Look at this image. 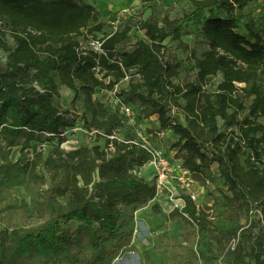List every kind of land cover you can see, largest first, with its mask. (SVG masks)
<instances>
[{
	"label": "trees",
	"instance_id": "trees-1",
	"mask_svg": "<svg viewBox=\"0 0 264 264\" xmlns=\"http://www.w3.org/2000/svg\"><path fill=\"white\" fill-rule=\"evenodd\" d=\"M188 1L194 9L180 19L137 23L145 38L136 36L133 50H118L134 37L128 22L100 39V52L78 40L103 29L100 12L85 0H0V51L8 54L0 70V135L8 146L0 150V264H101L133 245L134 232L124 226L157 193L139 174L150 154L134 144L135 134L120 137L123 117L94 98L98 89L118 88L134 111L135 105L147 119H158V133L178 136V158L196 182L205 187L216 165L229 192L228 228L189 199L182 212H172L198 243H214L218 256L194 247L183 254L170 244V262L264 264V33L238 31L241 13L264 0ZM191 23L201 25L208 50L200 57L191 53L196 82L175 84L180 62L169 51ZM219 75L216 90L208 91ZM61 86L74 92V103L83 99L92 116L88 126L106 139L104 148L57 149L46 156L31 146L40 135L63 140L75 126L76 113L54 103ZM14 148L21 149L17 161L10 159ZM22 190L30 204L19 200Z\"/></svg>",
	"mask_w": 264,
	"mask_h": 264
},
{
	"label": "rangeland",
	"instance_id": "rangeland-1",
	"mask_svg": "<svg viewBox=\"0 0 264 264\" xmlns=\"http://www.w3.org/2000/svg\"><path fill=\"white\" fill-rule=\"evenodd\" d=\"M88 4H91L97 8L101 15V22L103 23V29L100 33H94L93 36L83 39L79 37L82 47L84 49L97 50L99 48L100 39L104 36L115 32L118 29H124L128 22H132L134 37L130 42L123 43L118 47L120 52L131 51L135 48L136 36L144 37V32L137 31L136 24L140 21H149L152 24L159 26L163 25L165 18L171 20L180 19L185 14L191 13L194 9L192 4L188 0H85ZM240 14V13H239ZM249 30H254L260 33H264V2L251 3L246 10L241 13V19L238 26V31L242 34H246ZM8 33L9 27L7 28ZM184 36L180 41L172 44L169 51L172 58H175L180 62L178 69V75L173 79L175 84H187L196 82L197 71H191L190 69L194 65L191 53L196 51L200 57L203 52L208 50V46L203 41L201 32V25L188 24L184 28ZM10 35V34H9ZM9 41L13 46V41L9 36ZM8 54L0 51V70L6 68ZM221 75L211 79L206 89L210 92H214L221 82ZM108 82V80H106ZM264 83V77L261 80ZM127 83L123 82L120 85V89L126 87ZM60 97L56 98L54 103L59 109H69L76 113V124L68 132L66 137L62 140L55 139L50 141L47 136H36L35 140L31 142V146H36L38 152L43 151L47 156L50 152L59 150L62 153L67 154L69 150L81 147H94L99 145L104 148L106 145V139L93 134L92 130L88 126V121L92 120L90 114H85L83 99L74 103V92L66 89L65 86H61L59 89ZM94 98L97 102L103 105L104 109L113 114L121 115L118 107H115L113 98L106 90L98 89L95 91ZM246 106H250L252 98L245 100ZM184 104V102H182ZM136 122L135 126L138 129L144 130V132L150 136L151 145L159 150H162L166 156L170 157L173 161H177V165L182 163V160L178 158V149L174 147V144L178 141V136L172 132L158 133L159 121L157 118L152 117L147 119L143 110L135 106ZM246 111L242 116L243 119L247 115ZM263 120H260V122ZM222 131L225 128L222 126ZM132 125H127L119 129V136L122 138H131L134 136L135 130ZM96 131V130H95ZM67 141V142H66ZM63 142H66L63 145ZM3 137L0 135V150L8 148ZM21 149L14 148L11 151L10 159L17 161L20 158ZM32 156V155H31ZM2 165L0 158V166ZM39 172L46 175L48 178V186L50 185L49 175L43 166L39 168ZM139 174L146 178L150 183L151 176L153 175V169L150 165L143 167ZM1 181V177H0ZM45 187V189L48 188ZM202 186V185H201ZM205 191L200 192V198L198 205L201 208H209L210 215L214 222L221 225L224 228L230 227L227 218V204L225 196L229 195L226 185L220 177V173L215 165L212 173L209 175L208 182L204 187ZM20 201H25L30 204V199L26 196L24 190H22V196ZM174 202L170 198L165 196L156 197L146 207L140 209L135 214V221L132 225H125L127 230H133L134 235L136 230H140V236L135 241V247L133 245L128 251L124 252L115 259H106L101 264H173L170 262L169 245L172 244L176 247L177 251L185 254L187 249L195 248V250L203 253L207 257L218 256L217 246L204 239L198 243V239L191 236L189 227L185 222L177 217L172 216L174 211ZM247 221V215H242V224ZM5 226L0 222V229H4ZM96 254L88 253L87 257L90 261H94ZM57 264V263H56ZM211 264H223L221 260L212 262Z\"/></svg>",
	"mask_w": 264,
	"mask_h": 264
},
{
	"label": "built area",
	"instance_id": "built-area-1",
	"mask_svg": "<svg viewBox=\"0 0 264 264\" xmlns=\"http://www.w3.org/2000/svg\"><path fill=\"white\" fill-rule=\"evenodd\" d=\"M97 50L101 52L100 45ZM126 81H128V78ZM118 91L119 88L109 94L113 98L115 107H118L125 124L133 126L136 137L134 144L141 147L151 156L149 162L144 167L150 165L153 169L151 182H153L156 188V197L168 196L175 203L174 211L179 210L182 212L186 207L188 199L199 206L198 200L200 192L204 193L205 191L204 186H201V184L194 180L190 171L185 169L182 163L177 165V161H173L162 150L151 145L150 136L144 130L138 129L135 126L136 113L134 109L117 95ZM93 134L95 133L93 132ZM110 139H114V137H110Z\"/></svg>",
	"mask_w": 264,
	"mask_h": 264
},
{
	"label": "bare ground",
	"instance_id": "bare-ground-1",
	"mask_svg": "<svg viewBox=\"0 0 264 264\" xmlns=\"http://www.w3.org/2000/svg\"><path fill=\"white\" fill-rule=\"evenodd\" d=\"M139 236H140V230H136L135 235H134L133 247H135L136 245L135 241L138 240Z\"/></svg>",
	"mask_w": 264,
	"mask_h": 264
}]
</instances>
